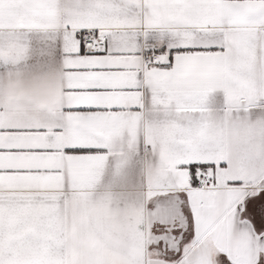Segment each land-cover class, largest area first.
Here are the masks:
<instances>
[{"label": "snow or ice", "instance_id": "obj_1", "mask_svg": "<svg viewBox=\"0 0 264 264\" xmlns=\"http://www.w3.org/2000/svg\"><path fill=\"white\" fill-rule=\"evenodd\" d=\"M0 264H264V0H0Z\"/></svg>", "mask_w": 264, "mask_h": 264}]
</instances>
